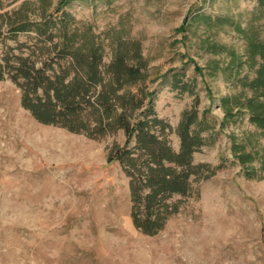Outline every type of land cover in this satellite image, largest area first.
I'll list each match as a JSON object with an SVG mask.
<instances>
[{
  "label": "rangeland",
  "instance_id": "rangeland-1",
  "mask_svg": "<svg viewBox=\"0 0 264 264\" xmlns=\"http://www.w3.org/2000/svg\"><path fill=\"white\" fill-rule=\"evenodd\" d=\"M50 2L53 11L57 0ZM39 4L0 0V58L7 52L10 58L27 57L41 45L34 30L12 35L2 24L20 9V16L38 23ZM63 10L72 19L68 32L75 35L74 45L93 38L103 63L119 43L128 57L139 49L153 112L166 126L171 149L179 147L177 128L185 112L213 125L201 132L206 143L192 154V164L205 165L202 174L208 178L196 182L191 176L190 194L167 200L175 211L161 230L141 232L131 215V177L118 162H107L110 149L123 145V132L91 137L42 124L21 106L20 88L5 76L0 80V264H264V174L254 162V177L247 178V169L230 152L232 142L264 149V134L247 115L219 128L220 97L243 100L250 90L226 82L221 68L209 76V61L222 67L228 59L196 49L197 39L205 38L203 25L181 29L189 16L228 14L264 40V9L253 0H73ZM211 40L238 53L244 48L228 27L214 31ZM32 59L39 67V59ZM244 75L249 81L254 77L246 69ZM175 79L193 93L175 88Z\"/></svg>",
  "mask_w": 264,
  "mask_h": 264
},
{
  "label": "trees",
  "instance_id": "trees-1",
  "mask_svg": "<svg viewBox=\"0 0 264 264\" xmlns=\"http://www.w3.org/2000/svg\"><path fill=\"white\" fill-rule=\"evenodd\" d=\"M72 1L57 0L53 12L50 0H40V21L34 24L27 16H20L22 9L13 17H3L2 24L12 35L34 30L41 45L27 57L10 58L8 52L4 53L0 58V80L7 76L20 88L21 106L42 124L91 137L123 132V145L110 149L107 162H118L131 177L133 223L141 232L154 235L175 211L167 200L173 195L188 196L191 176L196 182L208 178L202 174L205 165L192 164V154L206 143L201 132L213 125L209 127L205 117L197 121L195 112H185L177 128L179 147L171 149L164 138L166 126L153 112V92L148 90L149 74L139 49L128 57L119 43L105 64L101 48L93 38L75 46V35L68 32L72 19L63 10ZM253 1L264 9V0ZM199 25H203L205 38L197 39L196 49L228 59L222 62V67L220 61H209L206 65L209 76L221 68L226 82L248 88L251 93L243 100L234 95L220 97L223 119L219 128L222 130L235 117L247 115L248 121L264 134V40L242 28L241 22L228 14L216 19L203 14L189 16L181 29L188 32ZM224 27L243 41L242 53L211 40L213 32ZM34 57L39 59V67L35 66ZM245 69L254 73L252 80L242 76ZM173 86L193 93V87L180 85L179 79H175ZM230 152L247 169V178L254 177V162L259 163L258 170L264 174V149L247 150L246 144L232 142Z\"/></svg>",
  "mask_w": 264,
  "mask_h": 264
}]
</instances>
